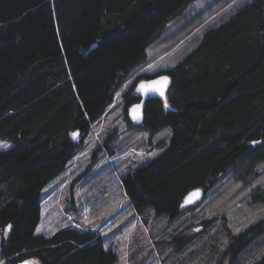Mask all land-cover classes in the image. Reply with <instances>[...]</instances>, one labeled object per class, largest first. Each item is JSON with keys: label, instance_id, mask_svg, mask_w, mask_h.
<instances>
[{"label": "trees", "instance_id": "16d2710c", "mask_svg": "<svg viewBox=\"0 0 264 264\" xmlns=\"http://www.w3.org/2000/svg\"><path fill=\"white\" fill-rule=\"evenodd\" d=\"M192 1L0 0V139L13 143L0 150L6 264L116 262V252L90 228L35 234L40 191L73 157L119 83L143 63L149 44ZM161 72L172 79L168 107L159 97L146 98L143 122L134 128L153 135L169 127L171 137L122 178V190L138 212L150 208L174 218L190 190L207 191L229 168L246 182L264 159V0L206 30ZM129 91L127 104L139 99ZM251 202H264L260 188ZM263 229L264 217L230 235L225 253L234 259ZM177 242L182 248L189 239ZM255 264H264V256Z\"/></svg>", "mask_w": 264, "mask_h": 264}, {"label": "rangeland", "instance_id": "374dc122", "mask_svg": "<svg viewBox=\"0 0 264 264\" xmlns=\"http://www.w3.org/2000/svg\"><path fill=\"white\" fill-rule=\"evenodd\" d=\"M252 0H194L171 19L147 47L143 63L120 82L112 101L81 139L73 157L40 191L35 234L49 235L73 225L95 230L117 254L114 264H255L264 256V229L234 259L225 250L237 235L264 217V202H251L255 188L264 193V159L246 182L229 168L205 191L203 199L181 207L177 217L138 212L122 190V178L146 164L168 143L171 129L153 135L127 120L125 92L148 75L177 64L203 33ZM77 139V137L75 138ZM7 147H4V146ZM12 142L0 139V150ZM211 223L205 224L209 221ZM206 225V226H205ZM2 234L0 233V242ZM188 238L182 248L177 241ZM31 264H39L30 259ZM0 264H6L0 256Z\"/></svg>", "mask_w": 264, "mask_h": 264}, {"label": "water", "instance_id": "95a60500", "mask_svg": "<svg viewBox=\"0 0 264 264\" xmlns=\"http://www.w3.org/2000/svg\"><path fill=\"white\" fill-rule=\"evenodd\" d=\"M161 77H167L168 80H167V84L166 86L161 84L160 87L162 88L163 90V95H161L159 92H155V91H139L138 90V86L143 82L145 84H147L148 82L150 81H156V80H159ZM171 83H172V79L170 77V75L166 72H163V73H158V74H155L151 77H148V78H144V79H141L140 81H138L135 86H134V91H135V94L136 96L139 97V99L135 102H133L129 107H128V110H127V119L129 122H132V123H135V124H142L143 122V109H144V103H145V99L148 98V97H159L161 98V100L164 101V104L167 103V98H166V93L167 91L170 89L171 87ZM168 104V103H167ZM134 105H140V108L138 109V112H137V115L139 116L138 119H134L133 118V113L131 112V110L133 109V106ZM77 133V132H75ZM79 137V136H78ZM77 137V138H78ZM251 144L254 145L253 142H251ZM199 193L198 196H190V194H193V193ZM205 196V190H203V188H194L192 190H190L182 199V202H181V206L182 207H188L194 203H197L198 201H200L201 199H203ZM186 198L188 200H190L191 202H186ZM7 230V228L5 229ZM26 261H22L20 263H17V264H25ZM29 262V261H27Z\"/></svg>", "mask_w": 264, "mask_h": 264}, {"label": "snow or ice", "instance_id": "6c2138e0", "mask_svg": "<svg viewBox=\"0 0 264 264\" xmlns=\"http://www.w3.org/2000/svg\"><path fill=\"white\" fill-rule=\"evenodd\" d=\"M167 80L168 78L167 77H161L159 80H156V81H150L148 82L147 84L145 83H141L139 86H138V90L139 91H155V92H159L161 95H163V90L162 88L160 87L161 84L165 85L167 84ZM165 107H168L167 103H165ZM140 108V105H134L133 106V109L131 110V112L133 113V118L134 119H138L139 116L137 115V112H138V109ZM73 138H76L78 136V133H73ZM4 147H7L6 145ZM199 193H193V194H190V196H198ZM186 202H191L190 200H188L186 198ZM25 264H31V262H25Z\"/></svg>", "mask_w": 264, "mask_h": 264}, {"label": "bare ground", "instance_id": "6f19581e", "mask_svg": "<svg viewBox=\"0 0 264 264\" xmlns=\"http://www.w3.org/2000/svg\"><path fill=\"white\" fill-rule=\"evenodd\" d=\"M93 124V123H92Z\"/></svg>", "mask_w": 264, "mask_h": 264}, {"label": "crops", "instance_id": "0c3cea01", "mask_svg": "<svg viewBox=\"0 0 264 264\" xmlns=\"http://www.w3.org/2000/svg\"><path fill=\"white\" fill-rule=\"evenodd\" d=\"M147 51V50H146Z\"/></svg>", "mask_w": 264, "mask_h": 264}]
</instances>
